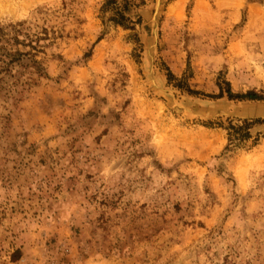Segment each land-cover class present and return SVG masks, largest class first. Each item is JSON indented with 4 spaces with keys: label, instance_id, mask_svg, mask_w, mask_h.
Listing matches in <instances>:
<instances>
[{
    "label": "rangeland",
    "instance_id": "1",
    "mask_svg": "<svg viewBox=\"0 0 264 264\" xmlns=\"http://www.w3.org/2000/svg\"><path fill=\"white\" fill-rule=\"evenodd\" d=\"M106 2L0 0V264H264V0Z\"/></svg>",
    "mask_w": 264,
    "mask_h": 264
},
{
    "label": "trees",
    "instance_id": "2",
    "mask_svg": "<svg viewBox=\"0 0 264 264\" xmlns=\"http://www.w3.org/2000/svg\"><path fill=\"white\" fill-rule=\"evenodd\" d=\"M106 3H111L116 5V0H107ZM129 4L127 2H124L123 7L121 9H116V18L112 19V21L116 24H119L121 26H126L124 24V21H127L124 13L126 11H129ZM125 27V28H126ZM40 38L35 36V39L33 40L31 38V35L28 33L27 28L24 27L23 22L15 23V24H8V25H0V90L3 89V85L1 82L3 81V76L6 74L11 73V67L14 64H20L19 62L23 58H28L30 60V64L27 65L31 68H34L35 74L37 76H42L44 74V69L41 66V64L35 59L34 52H37V44L39 42ZM21 45L23 47H28V52H21L17 49H14V46ZM169 78H172V74H168ZM32 79L25 80L22 85L29 87L31 85ZM228 85V83H226ZM5 90V89H4ZM188 92H192L189 91ZM226 96L229 99L232 98H247L251 100H264V97H261L255 93H247L246 95H233L230 91V89H227L225 91ZM223 95V90L220 87V94ZM253 122L244 121L243 125L246 127H249ZM231 133L230 137L235 140H244L249 138L248 133H241L240 129H237L235 127H229L228 128Z\"/></svg>",
    "mask_w": 264,
    "mask_h": 264
}]
</instances>
